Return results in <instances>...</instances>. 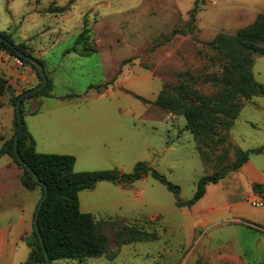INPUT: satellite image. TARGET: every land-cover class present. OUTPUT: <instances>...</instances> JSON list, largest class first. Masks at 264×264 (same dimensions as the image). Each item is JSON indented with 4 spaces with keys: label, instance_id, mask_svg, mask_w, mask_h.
I'll return each mask as SVG.
<instances>
[{
    "label": "rangeland",
    "instance_id": "obj_1",
    "mask_svg": "<svg viewBox=\"0 0 264 264\" xmlns=\"http://www.w3.org/2000/svg\"><path fill=\"white\" fill-rule=\"evenodd\" d=\"M196 1L195 31L182 34ZM261 14L264 0H0V33L25 42L54 84L52 97H34L23 105L37 151L74 156L76 173L131 174L146 162L181 188L182 202L190 201L203 177L234 163L236 150L264 146V96L242 99L234 127H217L204 139L185 129L184 115L155 102L187 72L203 78L194 90L217 94L223 70L208 44L219 34L236 35ZM253 61L254 77L264 83V55L254 54ZM10 64L11 70L0 69L12 88L4 102L40 84L27 77L31 70L36 74L33 68L13 57ZM12 116L0 107V136L12 126ZM249 161L258 173L230 172L208 185L191 208L179 207L176 196L151 175L81 191L82 212L98 221L137 222L157 240L120 246L116 226L110 225L105 256L52 264H264V205L259 203L264 197L253 190V178L264 177V153ZM9 162L0 157V168ZM41 198L40 190L21 187L0 201V233L10 228L13 241L0 264L27 262L30 249L20 236L31 235L33 227L28 231L27 225Z\"/></svg>",
    "mask_w": 264,
    "mask_h": 264
},
{
    "label": "trees",
    "instance_id": "obj_2",
    "mask_svg": "<svg viewBox=\"0 0 264 264\" xmlns=\"http://www.w3.org/2000/svg\"><path fill=\"white\" fill-rule=\"evenodd\" d=\"M197 5L196 1L195 8L190 14V26L188 30L180 31L182 34L195 31ZM58 10L59 8H56L53 12ZM0 38L3 39L0 41V51L17 58L24 65L32 67L42 84L43 77L40 70L23 56L37 59L33 55L34 51L25 42L16 43L13 38L4 33H0ZM208 45L215 50L216 59L223 70L221 78L216 81L221 87L220 91L215 95H205L194 90L198 81L203 78L191 76L187 72L183 73L182 81L178 85L164 88L155 102V105L160 109L176 115H184L187 120L185 129L199 138H209L216 132L217 127L230 131L240 116L241 100L264 96V83H259L252 71L254 67L253 55L256 53L264 55V14L259 15L251 26L240 30L236 35L219 34ZM53 87V82L48 79V83L43 89L22 99V115L23 105L27 100L39 96L52 97ZM11 89L8 79L0 77V106L4 96L11 93ZM27 91L16 95L10 94L9 102L15 111V133L11 139L4 142L0 149V156L11 157L15 164L23 170L21 183L26 190L31 192L40 190L42 196L45 193L44 186L34 180L30 169L48 187V195L39 214V232L33 224L31 235L24 238L30 249L29 258L25 264H46L44 247L52 263L60 260L102 258L107 254L110 243L106 232V227L110 225L116 226V241L120 246L136 241L157 240L155 233L144 230V226L139 227L137 222L131 224L126 220L110 218L98 221L92 214L82 212L79 200L80 192L92 190L98 183L132 184L146 175H151L176 196L179 207L191 208L204 198L208 185L218 184L230 172L239 171L249 161L251 155L264 153V146L248 151L236 150L234 163L223 166L213 175L203 177L198 182L196 194L188 202L181 201V188L178 185L169 181L165 175L146 162L138 163L131 174L121 173L117 169L76 173L74 171L76 164L74 156L39 153L36 149V141L26 126L18 144L19 154L27 164L25 167L15 155L14 137L19 127L17 103L19 97ZM253 190L264 197V187L261 184H255Z\"/></svg>",
    "mask_w": 264,
    "mask_h": 264
},
{
    "label": "crops",
    "instance_id": "obj_3",
    "mask_svg": "<svg viewBox=\"0 0 264 264\" xmlns=\"http://www.w3.org/2000/svg\"><path fill=\"white\" fill-rule=\"evenodd\" d=\"M11 58L12 57L10 55H8V54L6 55L5 52L0 51V69H1V67H6L7 69L11 70L12 69L11 68V64H10L11 63ZM15 63L17 64L18 62H14L13 63L14 67L16 65ZM28 67H30V66H28ZM30 68L32 69V67H30ZM27 77L30 78V82H32L33 79H35V78L38 79L37 73L36 74L32 73V70L29 73H27ZM17 80H19V79H17ZM10 84H11V82H10ZM1 106L6 107L9 111L12 112V115H13L11 117L12 126L8 129V132H7L6 135L0 136L2 141L5 142V141L11 139L12 138V133H14L13 131H14L15 111H14V108L11 106L9 100H6V102L2 101V105ZM36 149H37V145H36ZM4 156L9 157L7 155H3V156H0V157H4ZM9 158H10L9 164L4 166V167H2V168H0V201L3 200L4 198H7L8 196H11L14 192H16L18 189L23 187V185L21 183V176L23 175V172H21V171H23V170L20 169L15 164V162L13 161V159L11 157H9ZM254 168H253L252 163L250 161H248L240 169V171L242 170L245 173H250V174L253 175L254 171H255V173H258V170H256V168L255 169ZM253 179H254L255 184H264V177L262 175L260 177H257V175H256ZM256 181H257V183H256ZM20 183H21V186H19ZM33 216H34V212L29 218V222H28V225H27V230L28 231H29L30 227L31 228L33 227V224H34V217ZM32 231H33V228H32ZM6 232L4 234L0 233V259L8 251V249H12L13 248V243H12L13 241H11V237H10V234H9L10 228H7ZM20 241H24L23 235L20 236Z\"/></svg>",
    "mask_w": 264,
    "mask_h": 264
},
{
    "label": "water",
    "instance_id": "obj_4",
    "mask_svg": "<svg viewBox=\"0 0 264 264\" xmlns=\"http://www.w3.org/2000/svg\"><path fill=\"white\" fill-rule=\"evenodd\" d=\"M2 40L3 39L0 38V41H2ZM23 56L27 60L31 61L33 64H35L37 66V68L40 70L41 75L43 77L42 84H40L37 87L32 88L31 90H28L27 92L23 93L19 97V100H18V103H17V108H16L17 116H18V122H19V127H18V130H17V132L15 134V137H14V150H15V155H16L17 159L19 160V162L26 167L27 164L23 161V159L21 158V156L19 154V151H18L19 139H20V136L22 135V133L24 131V127H25L24 119H23V116H22L21 100L24 99V98H26V97H29L31 95H34L38 91H40L41 89H43L47 85V83H48V77L46 76L45 68H44L43 64L39 60H37V59H35L33 57H28V56H25V55H23ZM30 172L32 173L34 180L36 182H38L39 184L43 185L44 188H45V193L43 194L41 200L38 203V206H37L36 212H35V217H34V226H35L36 230L39 232V227H38L39 214H40V211L43 208L44 202H45V200L47 198V195H48V187H47L46 184H44L39 179V177L31 169H30ZM263 202H264V199H263ZM39 236L41 238L40 233H39ZM41 242L43 244V239L42 238H41ZM44 251H45V257H46V264H52V262L50 260V257L48 255V252L46 251V248L45 247H44Z\"/></svg>",
    "mask_w": 264,
    "mask_h": 264
},
{
    "label": "built area",
    "instance_id": "obj_5",
    "mask_svg": "<svg viewBox=\"0 0 264 264\" xmlns=\"http://www.w3.org/2000/svg\"><path fill=\"white\" fill-rule=\"evenodd\" d=\"M20 62H21V61H20ZM21 63H22V62H21ZM259 203H260V205H264L263 202H259ZM254 205H257V204H254Z\"/></svg>",
    "mask_w": 264,
    "mask_h": 264
}]
</instances>
